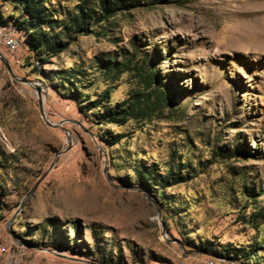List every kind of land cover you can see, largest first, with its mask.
Masks as SVG:
<instances>
[{
	"label": "rangeland",
	"instance_id": "rangeland-1",
	"mask_svg": "<svg viewBox=\"0 0 264 264\" xmlns=\"http://www.w3.org/2000/svg\"><path fill=\"white\" fill-rule=\"evenodd\" d=\"M45 2L62 51L0 0L21 40L13 76L0 61V264H264V0H118L101 21L99 0ZM150 69L169 108L106 123L96 102Z\"/></svg>",
	"mask_w": 264,
	"mask_h": 264
},
{
	"label": "trees",
	"instance_id": "trees-1",
	"mask_svg": "<svg viewBox=\"0 0 264 264\" xmlns=\"http://www.w3.org/2000/svg\"><path fill=\"white\" fill-rule=\"evenodd\" d=\"M21 6V14L26 17V21L17 22L28 35L24 42L36 48L37 50L46 52L62 51L63 46L59 42L54 41L49 32H47L44 26L48 28H54L53 22L48 18L45 12V0H16ZM100 9L103 11L102 19H106L112 10H123L124 6L119 5L118 0L107 1L99 0ZM117 5L116 7H112ZM91 11L94 12L92 9ZM89 12V11H88ZM91 14L85 11L83 5L77 6L76 16L73 18V26L76 31L85 32L87 25L84 20L90 18ZM0 21L2 23H9L3 20L0 13ZM10 24V23H9ZM117 64L114 61L109 62L106 66H101L102 72L113 71L117 69ZM139 80L138 87L132 90L128 98L121 103H116L113 107L110 105H104L102 102H96V106L100 104L103 109V117L106 123H113L115 125H123L127 121L133 120H145L150 118L156 111L169 108L171 96L168 93L166 87H161L155 82V71L150 69V73H138ZM154 85V86H153ZM149 90V91H148ZM148 91V92H147ZM104 102H107L108 91L104 92ZM139 172L140 169L138 168Z\"/></svg>",
	"mask_w": 264,
	"mask_h": 264
},
{
	"label": "built area",
	"instance_id": "built-area-1",
	"mask_svg": "<svg viewBox=\"0 0 264 264\" xmlns=\"http://www.w3.org/2000/svg\"><path fill=\"white\" fill-rule=\"evenodd\" d=\"M19 30L11 24L0 21V52L9 60L19 53L21 40Z\"/></svg>",
	"mask_w": 264,
	"mask_h": 264
},
{
	"label": "water",
	"instance_id": "water-1",
	"mask_svg": "<svg viewBox=\"0 0 264 264\" xmlns=\"http://www.w3.org/2000/svg\"><path fill=\"white\" fill-rule=\"evenodd\" d=\"M0 61L4 64V66L6 67V69L8 70V72L12 74V71H11V68H10V66H9V63H8L7 58H6L1 52H0ZM12 76H13V74H12ZM37 97H38V106H39V110H40V113H41V117L43 118V120H44L48 125H50L49 121L46 119V116H45V114H44V112H43V108H42V100H41V98H40V90H39V89H37ZM51 253H52V254H55V255H57V256H59V257L66 258V257H64V256H61V255H59V254L53 252V251H51Z\"/></svg>",
	"mask_w": 264,
	"mask_h": 264
},
{
	"label": "bare ground",
	"instance_id": "bare-ground-1",
	"mask_svg": "<svg viewBox=\"0 0 264 264\" xmlns=\"http://www.w3.org/2000/svg\"><path fill=\"white\" fill-rule=\"evenodd\" d=\"M253 29V28H251ZM250 29V30H251ZM255 30H252L250 32H253V34L257 37H261V39H264V25L257 24L255 25ZM248 31V30H247ZM248 33V32H247ZM246 33V34H247ZM245 34V33H244ZM42 100V99H41Z\"/></svg>",
	"mask_w": 264,
	"mask_h": 264
}]
</instances>
